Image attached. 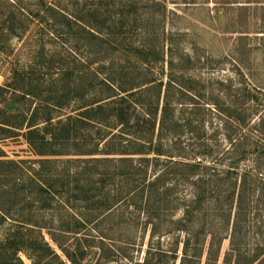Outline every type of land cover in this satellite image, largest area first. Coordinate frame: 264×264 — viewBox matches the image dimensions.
Segmentation results:
<instances>
[{"label":"rangeland","instance_id":"374dc122","mask_svg":"<svg viewBox=\"0 0 264 264\" xmlns=\"http://www.w3.org/2000/svg\"><path fill=\"white\" fill-rule=\"evenodd\" d=\"M11 1L12 6L0 2V106L6 111L4 120L18 127L7 135L0 129V151L5 159L39 158L26 141L27 127L32 122L42 129L51 118L46 140L52 143L47 148L60 155L45 158L58 159L61 168L66 165L77 172V186L84 189L80 192L73 184L66 186L63 178L54 183L60 194L42 199L41 204L52 207L48 214L58 244L80 264H136L147 250H151L150 264H180L184 248L188 256L184 264H235L237 248L250 259L264 234V204L253 205L257 210L248 213L250 220L238 230L233 245L234 208L227 224L226 210L213 205L194 212L191 221H186L184 208L195 188L174 170L169 189L159 191L150 201L149 221L138 207L148 198H138L137 205L119 189L117 174L125 166L86 163L103 156L78 155L92 148L99 131L75 117L88 100L106 95L104 90L91 89L92 81L114 80L122 86L162 82L156 117L161 118L165 95L169 133L162 135L165 149L172 155L181 153L184 158L195 156L203 161L205 168L200 167L195 178L202 180L206 193L218 191L214 186L217 171L222 173L217 179L221 177L224 189L230 188L229 177L234 175L224 173L226 162L238 149L230 147L227 137L241 131L231 117L238 112L247 119L251 106H257L264 116V0ZM5 17L10 18L6 26L14 33L1 29ZM90 32L105 41L93 45ZM101 62L102 71L93 75L90 70H97ZM15 70L24 72L19 73L21 78L15 77ZM16 86L21 91L14 96ZM114 94L126 93L117 89ZM153 94H139L136 98L144 107L137 103L132 113L140 117L142 108L153 109V105L148 107ZM69 116L74 119L66 123ZM58 122L69 127L55 126ZM118 128L106 130L113 134ZM223 154L226 160L218 161ZM253 162L252 157L239 162L238 174L248 171L253 180L264 181V163L256 167ZM31 208L32 204H26V210ZM48 214L38 220H49ZM73 214L86 222L75 234L71 229L78 220ZM185 222L187 231L180 229ZM31 233L34 241L36 233ZM43 234L59 255L49 264H72L45 230ZM171 251L176 253L174 261L168 255ZM19 257L31 264L25 253Z\"/></svg>","mask_w":264,"mask_h":264},{"label":"trees","instance_id":"16d2710c","mask_svg":"<svg viewBox=\"0 0 264 264\" xmlns=\"http://www.w3.org/2000/svg\"><path fill=\"white\" fill-rule=\"evenodd\" d=\"M0 2L10 6L13 5L11 0H0ZM7 19L5 17V24L1 26V29H7L10 33H14L16 30L6 26V22L10 21V18ZM91 36L93 45L100 46L105 41L102 36L94 35L93 33ZM131 57L136 56L134 54ZM135 59L138 62H143L140 58H138L139 60ZM99 65L97 70L95 68L90 70L93 75L95 71L96 73L102 71L103 62L99 63ZM20 72L24 73L23 71L15 70V77L21 78ZM13 84L14 82L9 84V86L12 87L11 85ZM99 84L101 87L100 90H97ZM99 84H93L92 81L89 87L95 90L96 93L104 90L106 95L95 100H88L86 105L81 107L84 110L79 112L78 116L75 117V121L83 122L88 126L91 125L90 127L97 128L101 133L98 132V137L92 148L86 152L78 153V155L103 156L101 158L88 159L86 163L105 161L117 164L119 162L120 166H125L123 167L125 169L117 174L120 179L119 189L124 190L125 196L136 204L138 198H148V200L141 202L138 207L144 213L146 212V218L149 221L150 215L147 210L151 199L159 194V191L163 193L169 189L171 186V184H168L169 176L171 173L176 174L173 171L178 170L180 175L195 188L192 199L187 202V206L184 208L185 217L183 219L191 221V215L194 212L200 213L205 211L207 206L213 205L215 209L219 206L226 210L227 217L225 221L227 224L229 222V214L234 208L232 243L235 245L234 239L237 237L238 230L245 222L250 220L248 213L256 212L257 210L253 205L264 204V181H261V179L253 180V175L248 171L239 175L237 170L239 162L247 157L254 159L253 163L256 167H261L262 163H264V116L257 110V106H251L247 119L241 117L238 112L231 117V120L235 121L234 124L241 130L234 137L231 135L227 137L230 147L238 149L233 158L226 162L228 167L224 172L228 176L234 175V177H229V180L232 181V186L230 188L227 187L225 190L221 177L217 179L218 173L220 174L221 172L217 171L214 186L218 188V191L215 194L206 193L201 183L202 180H196L197 178H195L200 171V167L205 168L203 161L199 158L195 159V156L193 159L184 158L185 156L181 155L180 152H178L180 154L172 155L162 143V135L168 131L166 116L168 99L165 95L161 107V118L157 119L156 117L161 98L162 82L149 80L141 84L122 86L115 84L114 80L103 79ZM9 86H6L5 89ZM12 89L16 90L14 96L21 91L19 86ZM117 89L126 94L122 96L114 94ZM0 90H2V87H0ZM148 92L154 93L148 105V107L153 105V109L145 110V108H142L141 116L137 117L132 113V110L136 108L137 103H140L142 107H144V104L136 97L139 94H147ZM5 114L6 111L0 106V129L4 130V135H7V133L17 129L16 127L18 126L8 124L3 118ZM71 119L74 118L69 116L66 123H69ZM111 119L114 120L113 124L110 123ZM44 122L46 126L42 129L36 127L37 123L31 122L25 135L27 143L39 158L32 160L5 159V155L0 151V264H24L19 257V253H25L31 264H49L52 258H59L56 251L45 240L44 230L51 241L58 245L63 255L72 264H80L79 261L72 257V253L67 248L60 246L59 242L53 237L51 214H48L51 212L52 207L46 203L41 204L44 196L55 197L59 193V190L54 187V183L63 181V178H65L66 186L73 184L76 190L84 191L80 184L77 186L78 179L74 178L77 172H71L70 167L66 165L61 168L62 165L57 164L59 162L58 159L45 158L46 156L60 155V153L56 154V152L48 150L47 146L52 142L46 140V129L47 124L51 123V118H47ZM66 123L58 122L55 126L66 128ZM173 125L172 123V129ZM110 128H118V131L110 134L106 130ZM111 155H116L117 158L114 159L112 157L109 159ZM173 156H177V160H172ZM227 156H230V154L227 153ZM221 157L218 158V161L226 160V157ZM75 162H70V164ZM80 163L77 165L80 166ZM160 163L163 164L162 167H160ZM258 180L261 183L256 182ZM206 181L210 182L211 180L207 179ZM237 182L239 183L237 184ZM228 189H231V192ZM253 198L254 200H252ZM26 204H32L34 208L26 210ZM45 214H48L47 219L49 220H43L44 222L38 220L39 217L42 219ZM73 215L78 220L76 221L77 226L75 225L76 227L71 229V232L75 234L77 233V227L85 225L86 222H83L77 214ZM205 217L206 215L204 214L203 218ZM7 222L9 223L8 225H6ZM145 223H149L148 220ZM180 229L187 231L186 222L183 223ZM56 231H62V228ZM154 231L152 230V234ZM31 232L36 233L34 241H32ZM261 237V243L255 246V254L250 259L241 250L236 249L235 264H264V234ZM36 243L39 245H36ZM217 245L219 247L220 242ZM147 251V255L141 262L136 264H150L149 253L151 250ZM184 251L180 264H184L188 259L186 248H184ZM232 253H235V249ZM168 255L171 261L177 259L174 251L169 252Z\"/></svg>","mask_w":264,"mask_h":264},{"label":"water","instance_id":"95a60500","mask_svg":"<svg viewBox=\"0 0 264 264\" xmlns=\"http://www.w3.org/2000/svg\"><path fill=\"white\" fill-rule=\"evenodd\" d=\"M11 106V105H10Z\"/></svg>","mask_w":264,"mask_h":264}]
</instances>
